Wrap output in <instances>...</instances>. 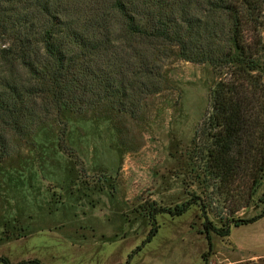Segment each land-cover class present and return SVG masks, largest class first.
Listing matches in <instances>:
<instances>
[{
	"label": "rangeland",
	"instance_id": "obj_1",
	"mask_svg": "<svg viewBox=\"0 0 264 264\" xmlns=\"http://www.w3.org/2000/svg\"><path fill=\"white\" fill-rule=\"evenodd\" d=\"M163 76L165 89L141 99L134 113L106 105L85 116L65 112L11 139L0 164V257L126 264L140 248L130 264H264L239 246L249 233L260 243L263 223L232 225L228 238L215 232L264 208V184L244 208L242 189L226 194L206 177L210 145L200 127L212 113L218 73L174 58ZM63 131L68 152L60 148ZM189 202L181 216L160 211ZM153 221L158 233L145 243Z\"/></svg>",
	"mask_w": 264,
	"mask_h": 264
},
{
	"label": "trees",
	"instance_id": "obj_2",
	"mask_svg": "<svg viewBox=\"0 0 264 264\" xmlns=\"http://www.w3.org/2000/svg\"><path fill=\"white\" fill-rule=\"evenodd\" d=\"M263 28L264 0H0V164L13 137L26 139L65 112L85 116L106 105L134 113L165 89L163 71L179 58L219 75L200 127L210 145L205 174L226 194L242 189L248 208L264 184ZM191 204L160 211L177 217ZM263 217L264 208L215 232L227 238L232 225ZM153 224L145 243L158 233Z\"/></svg>",
	"mask_w": 264,
	"mask_h": 264
},
{
	"label": "crops",
	"instance_id": "obj_3",
	"mask_svg": "<svg viewBox=\"0 0 264 264\" xmlns=\"http://www.w3.org/2000/svg\"><path fill=\"white\" fill-rule=\"evenodd\" d=\"M258 223L259 224H262V223L264 224V217L262 219H260L259 221L253 223V224L243 225V226L235 227V228L236 229H241V228L245 229L247 227L254 226L255 224H258ZM263 228H264V225H263ZM246 232L249 233V231H246ZM232 235L230 234V236H232ZM249 235H250V237H249ZM249 235L246 236L242 240V242L239 243V246L242 249H244V251H246V253L248 254V256H251L253 258H257V257L258 258H264V241H263V239H264V232H263V236H262L263 238L261 240V242L263 241L262 243L261 242L260 243L259 242H255V239L252 238V234L249 233ZM247 237H248V239H247Z\"/></svg>",
	"mask_w": 264,
	"mask_h": 264
}]
</instances>
